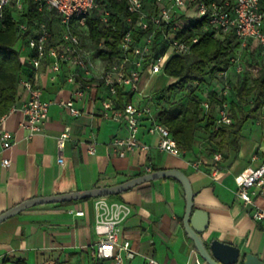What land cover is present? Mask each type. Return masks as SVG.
Wrapping results in <instances>:
<instances>
[{
	"label": "crops",
	"instance_id": "1",
	"mask_svg": "<svg viewBox=\"0 0 264 264\" xmlns=\"http://www.w3.org/2000/svg\"><path fill=\"white\" fill-rule=\"evenodd\" d=\"M69 71L64 66L57 78H52L47 65L36 71L42 98L51 101L49 117L40 131L30 137V129L21 125L25 121L21 110L4 123L14 133L15 142L6 149L0 144V214L32 197L114 185L154 171V167L179 168L189 175L197 192L195 207L209 213V226L202 234L205 241L219 239L264 260V221L254 219L255 207L244 203L235 181L242 170L264 164V130L254 117L243 127L238 150L222 142V135L211 138L198 131L193 150L181 155L159 148L160 134L149 131L151 121L147 119L139 138L150 148L120 156L113 139L125 136L127 127L103 116L102 97L107 91L98 80L84 79L89 91L76 101L81 115L73 116L59 104L70 99L76 89V84L66 81ZM157 76L146 71L138 91L120 90L116 100L134 101L138 93V103L151 101L160 89H156L154 81ZM29 97L23 87L17 105ZM66 126L71 127V137L61 164L58 138ZM92 145L95 153L89 152ZM218 151L222 153L220 171L213 175L211 165ZM4 158L11 159L10 166L3 164ZM106 197L125 201L133 209L123 224V236L131 241L137 254L127 264H145L147 257H154L161 264H195L196 248L183 223L186 194L178 180L159 178ZM96 199L36 205L0 223V264H22L19 260L24 264H92ZM254 199L264 208L262 195L256 194ZM79 210L84 214L78 215Z\"/></svg>",
	"mask_w": 264,
	"mask_h": 264
},
{
	"label": "built area",
	"instance_id": "2",
	"mask_svg": "<svg viewBox=\"0 0 264 264\" xmlns=\"http://www.w3.org/2000/svg\"><path fill=\"white\" fill-rule=\"evenodd\" d=\"M39 17L33 22L28 20L30 0H0V27L7 11H11L18 22L23 46V61L34 71L32 76L22 78L21 85L30 93V97L21 106L15 104L0 117V144L4 149L15 142L14 133L4 125L14 112L21 110L25 115L23 127L30 129V137L41 130L42 124L49 117L51 101L42 98V89L36 79V71L47 65L52 78H57L64 66L69 67L66 76L68 83L76 84L73 96L61 100L59 104L68 108L73 116L82 114L77 106V99L83 98L89 91V84L84 79H96L105 88L107 94L102 97L103 116L125 123L127 134L113 139V146L120 156H126L136 149L146 150L150 146L140 141L139 134L143 123L149 119V131L160 134L159 148L174 155L183 151L170 129L157 121L152 102L120 103L115 96L120 90L136 92L143 74L152 75L164 72L165 65L172 53L190 54L200 37H178L176 33L191 23L205 20L206 26L217 34H234L241 48L252 43L264 45V7L261 0H127L130 12L136 17H129V28L124 34L121 52L104 58L102 50H109L104 40L95 44L91 37L87 19L93 11L99 10L100 17L108 22L110 11L100 0H33ZM148 32L136 41V33ZM161 32L169 41V49L155 55L153 46L155 37ZM100 60L98 62V60ZM233 67L238 74L244 72L245 65L239 56L232 58ZM225 76L223 94L228 95L230 84ZM208 108V102L204 103ZM219 121L232 123L229 104L224 102L218 107ZM71 137V127L61 132L58 138L59 159L64 163L63 150ZM90 153L96 152L94 145ZM257 155L253 156L256 160ZM222 153L216 152L211 170L213 175L220 171ZM10 158H4L3 164L11 165ZM239 195L245 204L253 205V217L264 221V208L255 202L254 195L264 197V164L257 168H246L235 177ZM129 203L111 200L106 196L95 201L96 242L93 255L95 259L106 260L109 264H127L135 258L137 252L131 241L123 236V224L132 214ZM83 215L84 211L76 212ZM195 264H209L195 250ZM145 264H161L154 257H147Z\"/></svg>",
	"mask_w": 264,
	"mask_h": 264
},
{
	"label": "trees",
	"instance_id": "3",
	"mask_svg": "<svg viewBox=\"0 0 264 264\" xmlns=\"http://www.w3.org/2000/svg\"><path fill=\"white\" fill-rule=\"evenodd\" d=\"M100 1L110 11L108 22L101 19L99 10L88 15L87 22L93 42L98 44L104 40L109 48L101 51V55L108 58L121 52L120 46L129 28L127 19L136 17L130 12L127 0ZM261 3L264 7V0H261ZM38 17L36 3L30 0L28 20L33 22ZM147 32L148 30L137 32L136 41ZM176 35L186 38L199 35L200 39L194 44L190 54L172 53L167 61L164 73L175 80L151 97L157 121L170 129L183 152L193 150L198 131H204L211 138L222 135V142L238 150L245 123L256 117L264 108V64L258 66L257 74L252 78L247 76L246 66L244 72L239 74L238 82H234L227 75L230 90L228 95H224L225 76L221 73L234 68L233 57L242 58L239 54L241 45L236 36L217 34L206 26L205 20L191 23ZM25 43L15 16L11 11H7L0 27V117L17 104L23 88L22 78L34 74L33 69L23 61ZM258 45L264 48V45ZM167 49L168 39L158 32L153 46L154 54H163ZM251 96L252 99L249 98ZM205 102H208V108L205 107ZM224 102L229 104L233 119L229 124L219 121L218 107ZM247 106L249 108H246ZM154 169L157 170L156 167ZM86 199L90 198L81 200ZM19 262L24 264L22 260ZM57 264L72 263L60 261ZM92 264L109 262L94 259Z\"/></svg>",
	"mask_w": 264,
	"mask_h": 264
},
{
	"label": "water",
	"instance_id": "4",
	"mask_svg": "<svg viewBox=\"0 0 264 264\" xmlns=\"http://www.w3.org/2000/svg\"><path fill=\"white\" fill-rule=\"evenodd\" d=\"M168 177L178 180L184 187L186 194V211L183 218L184 228L203 259L209 264H264V260L258 255L244 252L237 245L219 239H213L209 243L205 241L202 234L209 226V213L203 208L195 207L197 192L189 175L179 168L157 169L114 185L95 186L68 193L32 197L1 213L0 223L36 205L114 195L145 182Z\"/></svg>",
	"mask_w": 264,
	"mask_h": 264
},
{
	"label": "rangeland",
	"instance_id": "5",
	"mask_svg": "<svg viewBox=\"0 0 264 264\" xmlns=\"http://www.w3.org/2000/svg\"><path fill=\"white\" fill-rule=\"evenodd\" d=\"M239 54L242 57L241 58L242 62L246 66L247 76L249 78L256 76L258 66L261 64H264V48L261 45H258V43H252L247 49L241 48L239 50ZM164 74H165L164 72H162L161 74H158V76L156 77L157 79L154 80L156 89L157 88L161 89L175 80V78L173 79L169 77H164L165 76ZM228 75L231 80H233L234 82H238L239 74L235 71L234 68H231L229 70ZM157 92L154 95H156ZM138 98H140V95L137 93L134 99L135 103H138ZM249 98L252 99V96ZM147 102H151V101H148L146 99L143 101L144 104ZM246 108H249V106H247ZM254 118L258 121L257 124L261 127V129L264 130V108ZM256 120H254V122Z\"/></svg>",
	"mask_w": 264,
	"mask_h": 264
}]
</instances>
